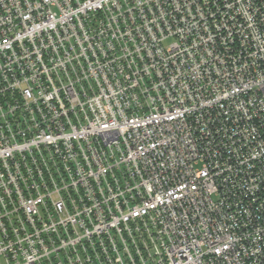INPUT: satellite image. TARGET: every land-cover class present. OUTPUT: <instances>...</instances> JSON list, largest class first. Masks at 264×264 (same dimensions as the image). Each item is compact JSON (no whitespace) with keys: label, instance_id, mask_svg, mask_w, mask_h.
<instances>
[{"label":"built area","instance_id":"2783aa9c","mask_svg":"<svg viewBox=\"0 0 264 264\" xmlns=\"http://www.w3.org/2000/svg\"><path fill=\"white\" fill-rule=\"evenodd\" d=\"M0 264H264V0H0Z\"/></svg>","mask_w":264,"mask_h":264}]
</instances>
